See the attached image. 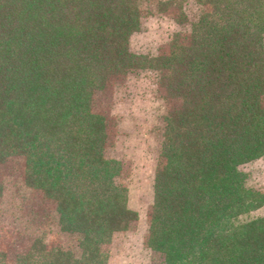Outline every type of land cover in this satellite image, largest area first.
I'll use <instances>...</instances> for the list:
<instances>
[{"label":"trees","instance_id":"16d2710c","mask_svg":"<svg viewBox=\"0 0 264 264\" xmlns=\"http://www.w3.org/2000/svg\"><path fill=\"white\" fill-rule=\"evenodd\" d=\"M147 3L0 0V165L22 162L66 237L1 242L0 264H109L137 213L96 98L141 71L164 105L146 247L161 264H264V190L241 168L264 156V0H156L188 25L156 55L130 48Z\"/></svg>","mask_w":264,"mask_h":264},{"label":"rangeland","instance_id":"374dc122","mask_svg":"<svg viewBox=\"0 0 264 264\" xmlns=\"http://www.w3.org/2000/svg\"><path fill=\"white\" fill-rule=\"evenodd\" d=\"M156 0L144 6L139 31L130 37L133 51L156 55L163 52L173 33L187 31L168 15L155 11ZM193 3L189 20L196 16ZM154 75L149 71L133 73L121 79L96 98V109L108 114L113 123V137L107 153L125 163V184L129 190V207L137 220L125 232L116 233L110 246L109 264H161L160 258L145 245L147 213L152 202V185L160 151L157 128L163 125L164 105ZM256 188L264 190V156L241 167ZM22 162L10 159L0 165V246L20 245L40 232L55 243L66 237L59 231L50 204L24 186ZM264 215V206L255 211Z\"/></svg>","mask_w":264,"mask_h":264}]
</instances>
